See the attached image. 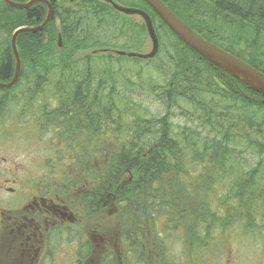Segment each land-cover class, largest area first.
I'll return each instance as SVG.
<instances>
[{
	"label": "trees",
	"instance_id": "obj_1",
	"mask_svg": "<svg viewBox=\"0 0 264 264\" xmlns=\"http://www.w3.org/2000/svg\"><path fill=\"white\" fill-rule=\"evenodd\" d=\"M59 1L50 0L54 14L42 31L24 32L17 39L22 73L14 87L29 88L25 101L33 111L27 124L34 127L35 140L41 146L42 140H47L46 151L55 159H69L67 173L58 179L45 178L44 192L53 188L55 193L66 195L78 190L81 205L94 212L103 194L116 192L111 201L123 216V240L132 251L134 246L141 264L150 259L158 264L169 262L168 254L160 249L167 234L156 229L161 217L163 232L183 231L191 253L210 242L215 230L239 227L262 231V161L246 168L252 164L247 159L238 162L235 157H241L243 147L264 154V145L256 143L264 138V103L246 94L264 96L187 46L145 1L116 0L147 11L160 38L158 54L146 60L133 58L136 64L153 62L163 52V44L169 42L167 61L172 65V78L158 93L167 100L164 117L132 113L131 122L123 123L120 119H127L129 113L122 112L126 104L121 98L130 99L117 89L115 76L103 69L108 67V57L119 56L120 62L125 57L113 50L141 52L133 43L146 41L144 22L136 24L135 16L103 0ZM163 1L201 36L264 71V66L253 63L245 52L256 37L254 31L264 29V0ZM46 15L44 3L20 9L0 0L1 80H8L15 72L14 31L38 25ZM60 31L62 47L58 44ZM255 42L254 53L260 52L263 42L256 38ZM128 80L129 86H136ZM14 87L4 91L11 92ZM170 106H180L188 113V109L199 111L202 125L182 123L174 128L168 115ZM112 116L119 121L111 120ZM219 171L222 173L217 177ZM215 177L222 180L217 186L222 191L215 187ZM240 186L246 188V194L237 195ZM234 215H238L237 220L232 221ZM129 224L136 226V236L128 232ZM155 233L161 238L156 239ZM148 239L152 248L147 247ZM112 254L107 260L119 264ZM128 258L131 262V256Z\"/></svg>",
	"mask_w": 264,
	"mask_h": 264
},
{
	"label": "rangeland",
	"instance_id": "obj_2",
	"mask_svg": "<svg viewBox=\"0 0 264 264\" xmlns=\"http://www.w3.org/2000/svg\"><path fill=\"white\" fill-rule=\"evenodd\" d=\"M132 19L134 22L136 21V24L141 22L140 17L136 16L132 17ZM144 36L146 37L144 43H141L138 39L133 44L139 46L138 50H141V52H148L152 48V41L149 39L147 33L146 35L144 33ZM132 38H134L133 34ZM163 45V52L153 62H140V64H136V61L133 60V58L127 56L122 57L121 62L118 61L120 58L119 56L115 55L114 57H108V67H105L103 70L106 69L107 73L110 72L115 76L117 89L121 93L128 95L130 99L129 101L126 98H121L126 104L123 108L121 102H118L119 107L123 110L122 112L124 113L125 111L129 113V115L126 116L127 119H120L121 122H131V118L134 116L132 113L141 114L140 116L148 118L157 117L159 119L163 118L167 113V100L165 97L163 100L158 95L172 78V65L167 61L169 58L168 51L170 45L169 42L164 43ZM262 48H264V46ZM132 51L134 50L132 49ZM96 70L98 71L99 69ZM128 79L133 81L136 86H129L126 83V81L131 83ZM28 89L29 88L26 85L25 89L22 86H16L11 92L0 90V119H3L4 117L6 119L5 121L0 120V195L5 193V191L11 193L8 188L14 189L19 188L20 186V191L23 192L26 184L29 185L30 192L37 188L38 184H44L45 178L58 179V175L69 171V168L67 167L69 159L66 158L62 161L55 159L51 155L50 150L46 151L45 146L47 145V140H42L43 146H41L35 140L37 137L35 131L29 127V124H26V121L29 122L30 120L29 115L31 114V111H33L26 106L25 98L27 96L25 95L27 94ZM153 89H156V92H153ZM107 92L108 90H106V93ZM205 99L206 101H209L208 94L205 95ZM217 100H219V98ZM23 109H26V118H21V111ZM170 110L171 112L168 113V115L173 122L174 128L176 127V124L182 123L193 127H200L202 125L200 113L199 111H195V109H188V113L180 106H170ZM7 112H9L10 115L6 116ZM113 114L117 115L116 111ZM111 120L119 121L117 116H112ZM108 127H110L109 124ZM111 127H113V125ZM25 133L28 137L25 136ZM256 143L264 145V138L258 139ZM230 145L233 146L231 143ZM245 145V142H243L242 146ZM240 150L242 151L241 157H235L238 162L239 160L245 161V159H247L252 165H248L246 168H251L252 166H257L258 161H262L260 165L262 169H264V154L257 155L256 151L253 152L251 149L244 147ZM49 158H51V161H48ZM253 159H255V163ZM221 171L217 172V177L221 176ZM261 173H264V171H261ZM196 175H200V173ZM226 175L229 177V174L226 173ZM231 175H233V172ZM217 177H215L217 181L216 188L218 182L220 184L222 183V180L219 178L217 179ZM261 183L262 187L260 190H262V192L259 191V194L261 196L263 208L261 209L259 225L264 222V181ZM217 189L222 191L220 187ZM236 193L237 195H243L246 194L247 191L246 188L242 189L240 186ZM80 196V191L72 190L69 194L71 200L68 199V202L78 214L79 219L82 220V225L83 222H85L88 234H90L89 239L91 241L93 258H91L89 264H91V262L92 264H106L102 257L109 247L112 248L111 252L115 250L116 255L114 259H116L119 264L125 262L130 263L128 256H131L132 263L130 264H141L138 261L140 257H137L134 246V252L131 254V247L128 252L129 245L126 246L125 244L120 243L125 231L122 229V225L118 221L119 217L117 216L118 210L116 206L110 205L107 206V208H104L100 205L97 208L98 210L94 212L81 205L82 199ZM215 206L216 204L213 203L212 207ZM6 214H10V212L7 210ZM237 216L238 215H234L231 217L233 218L232 221L237 220ZM163 220L164 218L161 217L157 221L156 229L161 234H167V237L165 238L166 242L163 243V247H160V249L168 254V256L166 255L169 261L168 264H264V229L257 232L252 229L241 230L242 228L239 227L236 229L229 228L227 230H215L211 236L212 240L210 242L204 245L200 244V250L191 253V250L187 248V245L182 238L183 231H178L176 229L169 232H163ZM82 225L76 232L77 236L80 235ZM130 233L136 236L135 232ZM97 235H99L100 238L96 239L95 236L97 237ZM154 237L156 239L161 238L156 233ZM5 239H7V237L3 235L0 240L3 243ZM58 241L59 240H55L53 243L54 248H62V243L59 244L57 243ZM76 245L80 246L81 244ZM112 245L115 247L114 249ZM149 246L152 248L150 239L147 240V247ZM3 252V245L0 244V261L3 259ZM153 253L154 251H152V254ZM55 255H57V253H55ZM16 256L19 258L21 257L20 251L16 253ZM155 262L150 259V262L146 264H158V261ZM56 263L58 262L56 261ZM164 263H166V260Z\"/></svg>",
	"mask_w": 264,
	"mask_h": 264
},
{
	"label": "flooded vegetation",
	"instance_id": "obj_3",
	"mask_svg": "<svg viewBox=\"0 0 264 264\" xmlns=\"http://www.w3.org/2000/svg\"><path fill=\"white\" fill-rule=\"evenodd\" d=\"M246 25L248 26L249 23L247 22ZM254 32L257 41L263 42L264 29L260 33L257 30ZM255 38L251 39V44L245 52L253 63L264 66V48L254 53V47L258 45ZM21 112V118H26V109ZM8 115H10L9 112L6 113V116ZM0 120L6 119L4 117ZM42 185L38 184L37 188L30 192L28 184L23 192L20 191L21 186L14 189L8 188L11 193L5 191L0 195V239L3 235L7 237L3 243L0 240L4 248V256L0 264H55L56 261L58 262L56 264H89L93 258L90 234L85 222L82 225V220L69 204V194H57L53 188L44 192ZM115 194L114 191L103 194L100 202L107 204L113 196L116 198ZM82 206L85 207L83 204ZM7 210L10 214H6ZM71 213L76 217L73 221ZM118 221L120 222L119 219ZM81 225L80 235L83 241L77 243L76 232ZM55 240H59L57 242L59 244L62 243V248L53 247ZM18 251H20V258L16 256ZM105 256L107 260V255Z\"/></svg>",
	"mask_w": 264,
	"mask_h": 264
},
{
	"label": "water",
	"instance_id": "obj_4",
	"mask_svg": "<svg viewBox=\"0 0 264 264\" xmlns=\"http://www.w3.org/2000/svg\"><path fill=\"white\" fill-rule=\"evenodd\" d=\"M6 4L15 8L27 9L31 8L37 3H44L47 5V15L43 23L35 27L22 26L17 28L12 35V49L15 55L16 71L10 83L0 82V87L9 88L14 86L19 79L22 72V62L17 46V39L21 33L24 32H38L42 31L52 19L54 8L48 0H30L28 2H19L15 0H3ZM110 3L118 11L128 14L137 15L142 18L146 25L147 32L152 41V49L146 53L134 51L116 50V54L120 56H127L131 58L152 59L154 58L160 48V40L154 26L151 15L144 9L138 7H128L119 4L115 0H104ZM145 1L164 21V23L175 33L187 46L197 52L201 57L215 65L217 68L227 72L233 78L239 80L254 91L264 95V72L250 65L240 57L221 48L213 42L207 40L196 32L191 26L184 22L163 0H143ZM59 47L63 46V40L59 35ZM252 100H257L251 97ZM72 221L76 218L73 213Z\"/></svg>",
	"mask_w": 264,
	"mask_h": 264
},
{
	"label": "bare ground",
	"instance_id": "obj_5",
	"mask_svg": "<svg viewBox=\"0 0 264 264\" xmlns=\"http://www.w3.org/2000/svg\"><path fill=\"white\" fill-rule=\"evenodd\" d=\"M28 1H30V0H25V1H23V0H19V2H28ZM49 2H50V0H48ZM62 0H60L59 2H61ZM51 3V2H50ZM46 5V4H45ZM51 5L53 6V4L51 3ZM46 7H47V5H46ZM26 27H35L36 25L34 24V25H32V24H28V25H25ZM59 35H61V37H62V40H64V37H63V34H62V32L60 31V33H59ZM13 54H14V51H13ZM15 71H16V64H15ZM14 74H15V72H14ZM14 74H13V76L11 77L12 79H13V77H14ZM11 78H9L8 80H1L0 79V82H3V83H10L11 81H12V79ZM21 78L19 77V79L17 80V82H19V80H20ZM11 87H9V88H3V87H0V90H5V89H10ZM5 92H7V91H5ZM257 102H262V103H264V98H258L257 100H256ZM30 128H32L33 130H34V127H30ZM25 136L26 137H28V135L25 133Z\"/></svg>",
	"mask_w": 264,
	"mask_h": 264
}]
</instances>
